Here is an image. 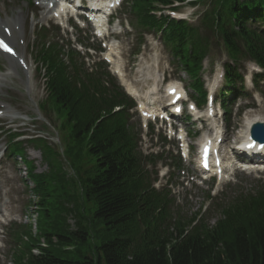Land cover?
Returning a JSON list of instances; mask_svg holds the SVG:
<instances>
[{"label": "trees", "instance_id": "obj_1", "mask_svg": "<svg viewBox=\"0 0 264 264\" xmlns=\"http://www.w3.org/2000/svg\"><path fill=\"white\" fill-rule=\"evenodd\" d=\"M202 2L206 6L195 24L166 15L157 18L153 12L177 10L175 3ZM128 4L139 28L161 33L198 100H204L201 72L213 44L227 56L222 94L241 92L240 70L249 60L262 67L255 82L264 81V0ZM42 30L35 52L47 93L42 109L55 126V117L62 120L68 161L44 138L29 140L48 166L46 172L35 173L29 163L40 200V238L46 245L24 231L30 239L15 252V264H264V182L246 191L237 189L219 203L207 193L211 205L204 212L189 214L177 206L168 190L153 185L156 172L148 166L155 161L140 150L129 112L133 101L106 78L102 66L88 69L76 50L49 39ZM227 102L224 97L226 111ZM9 143L11 152H22L14 135ZM64 162L74 175L65 171ZM99 225L105 236L90 247ZM20 239L18 234L16 241Z\"/></svg>", "mask_w": 264, "mask_h": 264}, {"label": "rangeland", "instance_id": "obj_2", "mask_svg": "<svg viewBox=\"0 0 264 264\" xmlns=\"http://www.w3.org/2000/svg\"><path fill=\"white\" fill-rule=\"evenodd\" d=\"M32 1L33 3H31L30 0H0V21H4L7 18L13 19L12 14L23 13L25 16L24 28L20 22L17 23L16 26L19 27V31L14 32L10 38L13 45L17 47L16 53L18 54L16 57L20 60L19 63L12 58L14 56L0 51V128L1 126L3 128L0 129V152L8 145L7 133L11 129L18 133H28L34 136H41L50 142L55 150L60 152L65 151L64 133L60 129L62 120L59 117L60 120L55 117L57 122L56 127L53 119H50L40 107L47 95L44 79L40 75V72H38L34 60V34L37 31L38 25L50 24L51 22L48 14L44 11L46 7L42 8L35 2V0ZM205 6L206 5L203 4V2L198 7H189V5H185L180 8L181 13L179 15L186 17L191 21L196 20L197 15L195 16V14L199 10L205 8ZM4 7L12 14L7 15ZM125 16L128 18L130 17L129 14ZM63 26H65V24H63ZM128 28L130 32L126 31ZM128 28L124 27L125 30H122L120 27L115 26V30L117 32L120 31L121 33L115 35L113 41L106 43V47L108 48L103 52V55L106 53L107 55H111L114 66L113 69L121 72L126 78V83L131 84L141 92L139 99H143L145 103H156L159 99L164 100L165 92L163 89L170 83H175L177 86H183L186 89L189 77L173 64L170 49L162 42L159 35L143 34L144 36H142V38L144 42L139 48L138 55L134 58L132 52H135L138 49L137 44L141 41V36L136 32L137 29H134L130 24ZM15 33L17 38L15 37ZM0 35L4 34L0 33ZM76 36L77 34L72 32L67 37L73 40ZM81 36H84V34L82 33L80 37ZM226 59L227 56L225 50L221 46L218 47L213 44L209 57L204 61L203 80L207 91L215 92L214 96L217 95V90L221 86V83H218V85L214 87V82L217 80L220 81L218 77L224 72L223 63ZM244 72H246L245 74L248 77L249 71L247 70ZM152 83L157 85L155 91L159 90V93H148L145 97L144 92L149 90ZM160 89L162 91H160ZM187 90L188 89H186V92H188ZM245 93V97L239 98L236 102L237 104L232 108L230 115L226 116V118L229 117V123L226 121V118L224 119L226 142L223 145L241 138L239 132L243 129V120L248 116H264V83L260 84L257 89L253 83H246ZM246 105L254 106L245 111L244 108ZM215 106V112L219 113V104L217 103ZM135 111L136 110L133 111L134 119H139L143 128L141 129L143 130L142 148L144 152L149 153L152 151L153 153H158L163 150L167 151L165 148H162L158 137L149 134V130L147 129L148 126L144 127L143 125L145 124V121L142 120L140 113ZM239 111L241 112L240 116ZM215 121L218 122L219 118L215 117ZM183 126L188 127L189 125ZM159 129L161 130L160 125L157 124L154 135L158 133ZM220 130L224 131L222 126H220ZM169 134L171 135L172 133L169 132ZM20 139L23 140V138ZM171 139H173V137ZM197 140H199V138H196L195 141ZM23 146L25 147L26 157L33 161L36 171H46L47 166L42 160L41 152L27 141L23 143ZM193 146V156H196L197 145ZM64 157L68 161L66 154ZM183 164V170H172L174 173L172 192L178 199L182 201L185 199L187 207L195 211L204 205V190L206 191V189L210 187V184L204 183L203 185H200V188H195L194 192L192 191L191 193L192 195H185L187 193L186 188L185 190H182L181 187H177L176 184L180 181L186 180L187 169L190 171L191 169L194 170V168L188 161L186 162L185 159H183ZM163 166V162H160L158 165L161 174L167 170ZM64 168L69 175H74V171L66 162H64ZM260 168H262L263 171L260 172L257 169H252V171L248 169L247 172L234 170L235 173L230 171L229 173L227 172L223 174L221 178L223 181L219 180L220 182H216L212 193H221L222 189H224V193H226L230 186L235 184H240L245 188H253L256 184H259V179H264V167ZM23 171L24 166L21 163H18V159L16 160L14 157H5L0 161V198H2L1 194H3V201H0V208H5L8 216L7 218L20 219L18 223H26L25 209L29 201L28 199H32L34 202L37 200L31 190L25 187V175ZM190 174L193 175L191 172ZM235 178L238 180V183H236V180L235 182H231L230 185L228 184L229 186L226 185V182H228L227 180H234ZM167 180L168 177L165 176L160 179V182L159 184L157 183V185L163 186ZM29 185H32L30 181ZM182 185L184 186L183 183ZM234 189L235 187L231 188V190ZM86 206L91 209L89 203ZM33 207L36 210L35 204ZM90 213L91 212H87L88 215H90ZM69 222L72 226L74 225L72 218H69ZM31 223L34 224L35 221L31 220ZM40 227L41 222L39 224V228ZM100 227V225L95 227V229L97 228V231L95 232L96 237L94 240L89 241L90 247H93L94 244L100 242L98 238L100 239L105 236V232L99 230ZM32 231L34 233V227ZM40 239L41 243H43L44 239ZM2 241H4V247L2 246L0 248V264H12L11 252L13 250L14 242L7 234L3 236Z\"/></svg>", "mask_w": 264, "mask_h": 264}, {"label": "bare ground", "instance_id": "obj_3", "mask_svg": "<svg viewBox=\"0 0 264 264\" xmlns=\"http://www.w3.org/2000/svg\"><path fill=\"white\" fill-rule=\"evenodd\" d=\"M4 10L6 11V14L7 15L12 14L8 10H6L5 7H4ZM12 17H13V19L4 20V22H1L0 23V33L5 28L6 29L7 28H10L11 29L10 31L13 32V33L16 32V24L19 23V22L22 24V27L24 28L25 16H24L23 13H20V14H12ZM4 33H5V31H4ZM15 37L17 38L16 33H15ZM12 58H14L17 61V63H19L18 57L14 56ZM121 78L123 80V75H121ZM129 91L134 94V91L130 87H129ZM256 121H262V122H264V116H262V115H255L253 117H249L248 116L244 120V126H243L244 128L239 132V136H241V137H245L246 136L247 137L248 136V128H249L250 124L253 123V122H256Z\"/></svg>", "mask_w": 264, "mask_h": 264}, {"label": "water", "instance_id": "obj_4", "mask_svg": "<svg viewBox=\"0 0 264 264\" xmlns=\"http://www.w3.org/2000/svg\"><path fill=\"white\" fill-rule=\"evenodd\" d=\"M254 132L255 133H262L264 134V125L262 123H257L254 125V128H253ZM258 140H261V138L258 136V135H254Z\"/></svg>", "mask_w": 264, "mask_h": 264}]
</instances>
